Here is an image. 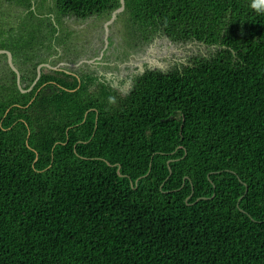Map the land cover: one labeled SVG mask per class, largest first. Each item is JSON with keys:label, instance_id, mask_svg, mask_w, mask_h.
I'll use <instances>...</instances> for the list:
<instances>
[{"label": "trees", "instance_id": "16d2710c", "mask_svg": "<svg viewBox=\"0 0 264 264\" xmlns=\"http://www.w3.org/2000/svg\"><path fill=\"white\" fill-rule=\"evenodd\" d=\"M6 1L24 9L18 27L45 33L12 47L14 27L0 29L26 74L39 49L70 53L64 21L120 6ZM125 2L127 46L161 32L214 49L182 72L149 70L127 95L107 89L101 104L77 82L37 92L58 80L47 72L20 88L3 65L0 264H264V0Z\"/></svg>", "mask_w": 264, "mask_h": 264}, {"label": "flooded vegetation", "instance_id": "af4514ba", "mask_svg": "<svg viewBox=\"0 0 264 264\" xmlns=\"http://www.w3.org/2000/svg\"><path fill=\"white\" fill-rule=\"evenodd\" d=\"M45 7L47 6L45 5ZM99 17L100 15L94 14L84 19L74 15L71 18L72 20L78 21L87 20L88 18L98 19ZM117 19L118 16L115 21L108 26V30L105 25H102L101 29L97 30L94 36L98 38V42L92 49L81 44L78 46L69 44V47H71L69 54L65 52L64 46L61 45L56 46L55 49L50 48L49 51L47 48L39 49L38 53L41 55L39 60L37 59L36 61L28 63L31 69V72H27L28 75L22 69L24 63L19 62L18 58L13 59L12 57L13 66H15L18 71L11 65L8 57L0 60V66L6 63L9 64L16 73L17 83L20 88L25 86L27 77L33 75L34 72H36L35 84L36 81L43 76V73L47 72L54 74L58 80L50 79L42 81L37 87V92L50 89L51 85H55L57 88H67V84L72 85L77 82L78 86H81V84L86 85L92 96L96 98V104H101V101L109 100V96L104 94L105 90L113 89L117 93H120L121 96L127 95L134 89L138 78L149 70H161L163 73H168L174 71L175 68H180L182 72L181 66L183 63L186 65L192 63L191 61L196 56L192 55L193 53L191 51L182 52L181 49L177 51L174 48H170L168 51L165 50V52L159 53L156 49V45L164 43V39L166 40L165 46L187 42L195 45L201 44L204 47L208 46L205 42L195 39L185 42L173 41L167 35L161 32H155L140 48H137L139 45L135 48L126 46V48L122 50V35L124 36V32L122 31L121 20ZM68 30L71 29L68 27ZM73 34L74 32H72V35ZM44 37L45 33L36 35L35 45L42 46ZM66 37L67 34L65 32L62 39H66ZM210 47L214 49V45ZM191 49H195V47H191ZM30 52L33 53L34 49L31 48ZM203 56L206 55L203 54ZM37 61L39 62L33 67V64ZM158 61H167L171 66L166 63L165 69L159 68ZM9 74H5L0 70V77H7ZM11 77H13L12 73ZM34 83H31V87L28 90L34 88ZM90 109L98 110L96 105H92Z\"/></svg>", "mask_w": 264, "mask_h": 264}, {"label": "rangeland", "instance_id": "374dc122", "mask_svg": "<svg viewBox=\"0 0 264 264\" xmlns=\"http://www.w3.org/2000/svg\"><path fill=\"white\" fill-rule=\"evenodd\" d=\"M37 2L39 3L40 0H37ZM38 3H36V6L38 5ZM50 4H52V0H47L46 2V6H48ZM3 5V6H2ZM2 15L4 17V22L2 20ZM26 16V14L24 13V9L22 6L16 5V4H12L9 2H4V4L0 5V29H6L7 32L11 29V27H14V30L12 31L13 33H15L13 36H9L8 38H10V43L12 47H16L17 43H16V39L18 40L19 37L23 38V42H29V43H33V35H38L40 33L39 32H35L34 30L36 29H32L31 25L33 23H29L27 20H23V22L20 23L19 27H18V21H21L22 18H24ZM110 18V16H108L107 14L100 16L98 19H90L88 18L87 20H68V21H64L63 25L64 27H69L72 32H74L73 35H71V41L70 44L71 45H85L88 46L90 49L93 48L94 45L97 44L98 42V38H96L94 36L95 33H97V30L101 29L102 25H106V22L108 21V19ZM7 22V24H6ZM5 23V25H4ZM17 28V29H16ZM25 28H31L32 31L30 32V34H28V32L26 33V36L24 31ZM5 30V31H6ZM122 31L124 32V36L122 35V50L126 48L127 46V42L128 39L126 38V30L125 27L122 26ZM24 36V37H23ZM118 38V36H117ZM166 40L164 39V43H159L158 45H156V49L159 53H163L165 52V50H169L170 48H174L175 50H182L183 51H191L193 54L192 55H201V54H207L209 53L212 49L209 46H202L201 44L199 45H195V44H191L189 42L187 43H176V44H171L169 46H165ZM191 47H195V49H191ZM195 52V53H194ZM158 67L159 68H163L165 69L166 63H168L167 61L163 62V61H158ZM169 66H171L170 63H168ZM157 67V68H158ZM0 70L1 72H4L5 70H3V66H0Z\"/></svg>", "mask_w": 264, "mask_h": 264}, {"label": "water", "instance_id": "95a60500", "mask_svg": "<svg viewBox=\"0 0 264 264\" xmlns=\"http://www.w3.org/2000/svg\"><path fill=\"white\" fill-rule=\"evenodd\" d=\"M125 7H126L125 0H120V6L112 12L110 19L106 23L107 30H108V25L111 24L117 18V16L125 10ZM0 53H7L8 60L11 63V65L13 66L11 52L6 50V49H0ZM13 67L16 71H18L15 66H13Z\"/></svg>", "mask_w": 264, "mask_h": 264}, {"label": "clouds", "instance_id": "9594fccd", "mask_svg": "<svg viewBox=\"0 0 264 264\" xmlns=\"http://www.w3.org/2000/svg\"><path fill=\"white\" fill-rule=\"evenodd\" d=\"M253 6H254V7H259V5H258L257 3H255V0H254V4H253ZM111 14H112V13H111ZM110 17H111V16H110ZM109 19H110V18H109ZM109 19H108V20H109ZM114 21H115V20H114ZM114 21H113V22H114ZM113 22H112V23H113ZM106 23H107V22H106ZM112 23H111V24H112ZM109 25H110V24H109ZM109 25H108V26H109ZM105 26H106V25H105ZM106 28H107V27H106ZM8 51H9V50H8ZM10 52H11V51H10ZM11 54H12V53H11ZM12 55H13V54H12ZM12 57H13V56H12Z\"/></svg>", "mask_w": 264, "mask_h": 264}]
</instances>
